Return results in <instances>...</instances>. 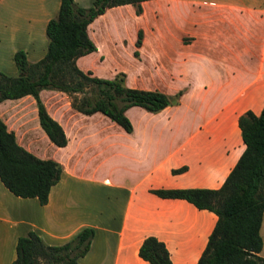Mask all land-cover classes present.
I'll use <instances>...</instances> for the list:
<instances>
[{
  "label": "crops",
  "instance_id": "obj_1",
  "mask_svg": "<svg viewBox=\"0 0 264 264\" xmlns=\"http://www.w3.org/2000/svg\"><path fill=\"white\" fill-rule=\"evenodd\" d=\"M58 4L0 0V71L16 73L17 49L29 62L44 54L45 24ZM140 5L139 13L123 3L94 17L87 34L95 49L75 64L101 77L123 71L105 76L94 67L105 51L125 46L121 31L131 30L129 56L139 70L132 77L123 71L125 83L168 94L181 89L178 102L155 112L129 106L125 114L132 130L126 132L100 111L73 109L65 92L41 88L40 100L66 136L63 146L55 145L59 153L48 157L60 163L61 173L43 204L14 195L0 181V264L14 258L17 236L29 229L59 244L83 226L94 232L81 264H149L137 254L147 234L164 242L172 264H195L216 215L149 188L217 187L240 154L237 116L245 109L258 113L264 102V0H141ZM0 118L18 144L47 158L32 142L54 145L39 125L32 95L0 100ZM84 181L105 188L84 190ZM262 224L263 214L261 238Z\"/></svg>",
  "mask_w": 264,
  "mask_h": 264
},
{
  "label": "trees",
  "instance_id": "obj_2",
  "mask_svg": "<svg viewBox=\"0 0 264 264\" xmlns=\"http://www.w3.org/2000/svg\"><path fill=\"white\" fill-rule=\"evenodd\" d=\"M141 0H91L82 6L74 0H59L54 16L47 19L46 50L29 62L22 49L12 54L15 74L0 71V100L24 94L33 96L40 127L56 146L66 143L61 125L49 115L40 100L41 88L63 91L70 106L84 114L100 111L126 132L132 124L125 109L137 105L155 112L178 102L182 90L173 94L158 89L128 86L125 73L101 77L82 71L75 59L95 49L87 34V24L107 7L131 3L136 13ZM141 29L134 45H140ZM137 54V48L132 51ZM243 148L217 187H154L149 191L159 197L182 198L197 208L216 215L206 242L195 264H264L258 254L262 246L259 227L264 211V102L258 113L245 109L237 116ZM185 166L172 168L181 171ZM61 165L52 158H42L17 143L12 130L0 118V181L14 195L47 201L50 187L57 182ZM93 228L83 226L66 241L49 244L34 230L18 235L15 256L9 264H81L79 257L89 248ZM137 254L149 264H172L164 242L153 234L145 235Z\"/></svg>",
  "mask_w": 264,
  "mask_h": 264
},
{
  "label": "rangeland",
  "instance_id": "obj_3",
  "mask_svg": "<svg viewBox=\"0 0 264 264\" xmlns=\"http://www.w3.org/2000/svg\"><path fill=\"white\" fill-rule=\"evenodd\" d=\"M121 33L124 35V38L129 40V36H131V30L130 31H121ZM125 42V46L118 47L117 49L113 48L112 50H107L104 52L103 61L96 62L94 71L99 73L100 75L108 76L109 74L113 73V70L116 69L127 71L128 74L131 75V77L137 73L139 70L138 64L129 56V43ZM132 56V54H131ZM69 98V97H68ZM135 114V113H134ZM133 114V115H134ZM33 145L34 150L38 152L39 154L47 155V157H50L51 155H57L59 152H57V148H55V145H52L51 143L47 144V142H44L41 139H33ZM57 152V153H56ZM82 187L84 190H90V191H96L98 189H103L105 187L101 185H93L90 182H82ZM121 196V195H120ZM118 197V200H121V197ZM263 228H262V238L263 243L261 246V249L259 250V255L264 256V213H263Z\"/></svg>",
  "mask_w": 264,
  "mask_h": 264
}]
</instances>
